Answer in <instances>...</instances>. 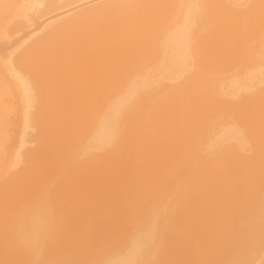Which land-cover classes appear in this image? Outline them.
<instances>
[{
  "label": "bare ground",
  "instance_id": "bare-ground-1",
  "mask_svg": "<svg viewBox=\"0 0 264 264\" xmlns=\"http://www.w3.org/2000/svg\"><path fill=\"white\" fill-rule=\"evenodd\" d=\"M262 56L264 0H0V264H264Z\"/></svg>",
  "mask_w": 264,
  "mask_h": 264
},
{
  "label": "rangeland",
  "instance_id": "rangeland-1",
  "mask_svg": "<svg viewBox=\"0 0 264 264\" xmlns=\"http://www.w3.org/2000/svg\"><path fill=\"white\" fill-rule=\"evenodd\" d=\"M18 19H20V17H19ZM65 23H66V22H65ZM65 23H64V24H65ZM235 29H236V28L232 29V31L229 32V30H231V29L228 28V36H229V38H230V39H229V38H228V39L230 40L231 43H230V42H229V43H230L231 45H232V43H235V42H236L237 44H239L240 41H238L237 39H234V38H236V37H234V36L238 35L239 33L241 34V33L243 32L244 35L242 34V35H243L242 37L245 36L244 38H246V37L248 36V35L246 34V32H244V31L241 32L242 29H241V30L239 29L240 31H239V30H236L237 33H238V34H237V33L235 32ZM256 29H257V28H253L255 34L257 33ZM233 30H234V33H236V34L234 35V33H232V34H233V35H232L233 37H232L231 35H229V33L233 32ZM253 30H252V31H253ZM257 30H258V29H257ZM252 31H250V32H251V35H253V34H252ZM258 31H259V30H258ZM43 33H45V32H43ZM247 33H248V32H247ZM248 34H249V33H248ZM246 35H247V36H246ZM251 35H250V37H251ZM240 36H241V35H240ZM240 36H239V37H240ZM231 38H232L233 41H235V42H232V41H231V40H232ZM237 38H238V37H237ZM242 39H243V38H242ZM229 40H228V41H229ZM236 40H237V41H236ZM239 40H241V39H239ZM243 41H244V40H241L242 43H243ZM241 42H240V43H241ZM229 43H228V45H229ZM236 43L233 44V46L236 47V50H237V51L234 49L235 47H234L233 49H231V47H229V48H228V51H230V49H231V50H233V51L235 50L236 53H240L241 51L244 50L245 45H243V46L241 47V46H240V45L242 44V43H241V44L239 45L240 48H237L238 45H237ZM243 44H246V43H243ZM229 46H230V45H229ZM233 46H232V47H233ZM239 46H238V47H239ZM239 49H240V51H239ZM241 49H243V50H241ZM233 51H230V53L228 52V54H231ZM235 52H234L233 54H236ZM241 53H243V52H241ZM241 53H240V55H242ZM240 55H239V54H238V55H237V54H236V55H232V54H231V56H233V58H234L235 61L238 60L237 62L242 61V60H240V58H239V59H235L236 57H238V56H240ZM234 56H235V57H234ZM228 57H229V56H228ZM263 57H264V56H262L261 58H262L263 61H264V58H263ZM229 58H230V60L233 59L232 57H229ZM229 58H228V64L232 62V61L229 62ZM231 58H232V59H231ZM241 58H242V56H241ZM262 59H261V64H262V62H263ZM250 60H251V59H250ZM252 60H253V59H252ZM254 60H255V59H254ZM258 60H259V58H258L256 61H254V64H252L253 62H252V63L250 62V63H249L250 65L248 66V69H247V70H250V71H251V69L253 70V68L260 67V66H258V65H260V63H259L260 60H259V61H258ZM233 62H234V61H233ZM235 63H236V62H235ZM245 63H246V62H245ZM251 64H252V65H251ZM263 64H264V63H263ZM263 64H262V65H263ZM235 65H236V64L233 63V66H235ZM262 65H261V66H262ZM249 68H250V69H249ZM163 82H164V81H163ZM172 84H173V86H176V85H174L175 83H172ZM174 88H175V87H174ZM158 91H159V90H157V92H158ZM248 93H249L250 95L253 94V93H250V92H248ZM140 94L142 95V97H140V98L137 97V99H139V100H140L141 98H142V100H143V98H146L147 95H148V98H150V96H149L148 93H145L146 96H143V95H145V94H143V93H140ZM140 94H139V95H140ZM157 94H158V93H157ZM260 94L262 95L263 93L260 92ZM141 95H140V96H141ZM150 95L153 96V94H150ZM250 97L253 98L252 96H250ZM247 98H249V96H248ZM251 98H250V99H251ZM142 100H140L141 102L136 100V102H138V103H139V102H140V103H143L144 101L142 102ZM144 100H145V99H144ZM229 102L232 103V101H229ZM229 102H227L226 104H228ZM223 103H224V102H223ZM232 104H237V102H233ZM188 106H189V105H188ZM10 107H11V106H9V108H10ZM180 107H181V106H180ZM6 108H8V106H7V107H4V109H6ZM4 109H3V110H4ZM10 109H11V108H10ZM3 110H2V112H0V114L2 113L1 116L3 115V112L5 111V110H4V111H3ZM11 110L13 111V109H11ZM17 110H18L17 112H19L20 120H22V119L24 118V117H22V113H24V111H23L24 109L22 110V108H20V106H19V108L17 107ZM181 110H182L181 113H183V112L185 111V109H184V110L181 109ZM30 111H31V109H30ZM177 111H178V110H177ZM179 111H180V109H179ZM179 111L177 112L178 114H179ZM7 112H9V115L12 116V112H11L9 109H6V111L4 112L5 115H3L4 117H5V116H6V118L9 117ZM10 112H11V113H10ZM129 112H130V111H129ZM130 113H131V114H130ZM130 113H128V116H129V115H130V116L133 115L132 112H130ZM144 113H145V112L143 111L142 114H144ZM181 113H180V114H181ZM186 113H187V112H186ZM196 113H197V114H196ZM196 113H195V116L198 115V112H196ZM13 114L15 115V112H14ZM145 114H146V113H145ZM145 114H144V117L141 116V119L145 118ZM187 114H188V113H187ZM14 115H13V116H14ZM181 115H182V114H181ZM181 115H180V116H181ZM185 115H186V114H185ZM7 116H8V117H7ZM23 116H24V114H23ZM133 116H134V115H133ZM182 116H183V115H182ZM182 116H181V117H182ZM131 117H132V116H131ZM142 117H143V118H142ZM9 118H10V117H9ZM126 118H128V117H127V114H126L125 119H126ZM185 118H187V117H184V122L187 123L188 121H185ZM138 119H139V118H138ZM188 119H189V118H188ZM188 119H187V120H188ZM139 120H140V119H139ZM139 120H137V118H136V121H139ZM140 121H141V120H140ZM140 121H139V122H140ZM140 123H141V122H140ZM23 124H25V121L23 122ZM26 125H27V126H26ZM30 125H31V124H30V119H29V124L27 123V120H26V124H25L24 126H25V127H28V126H30ZM24 129H26V128L23 127L22 131H23ZM195 129H198V127L195 128ZM195 129H194V131H195ZM27 130H28V129H27ZM27 130H26V131H27ZM2 132H3V131H2ZM5 132H6V131H5ZM195 132H196V131H195ZM30 133H31V130L29 129L28 132L26 133V138H24L25 136H24V137L22 136V137H21V141H24V140L26 141V139H29V140H30L31 137L28 138V136L30 135ZM193 133H194V132H193ZM193 133H192V134H193ZM0 134H1V133H0ZM2 134H3V133H2ZM2 134H1V135H2ZM6 135H7V134H6ZM22 135H24V134H22ZM194 135H195V134H194ZM30 136H31V135H30ZM13 137H14L13 139L15 140V137H16V136L14 135ZM0 138H1V137H0ZM4 138H5V136H4V137L2 136V138L0 139V141L3 139L2 141H3V144L6 145V148H7V146H11V145H12L11 143H12L13 141L10 140V138H8L7 136H6L5 139H4ZM22 138H23V139H22ZM255 140H256V139H255ZM261 140H262V139H261ZM261 140H260V142L262 143L264 139H263L262 141H261ZM6 141H7V142H8V141H9V142L12 141V142H11V143H9V142L7 143ZM257 141H258V140H257ZM257 141H256V142H257ZM4 142H5V143H4ZM14 142H15V141H14ZM29 142H30V141H29ZM29 142H28V140L26 141V143H29ZM1 143H2V142H1ZM23 143H24V142H23ZM253 143H254V141H253ZM257 143H258V142H257ZM261 143H260V144H261ZM9 144H10V145H9ZM1 145H2V144H1ZM1 145H0V148H1ZM4 145H3L2 147H5ZM14 145H15V143H14ZM17 145H18V144H17ZM30 145H31V144H30ZM249 145H250V146H249ZM249 145H248V147L251 148V143H250ZM253 145H255V144H253ZM261 145H263V143H262ZM31 146H32V145H31ZM31 146L29 147V145H25V147H23V148L20 150V152H21L22 150H23V152H24V151H25V152L28 151L30 148H32ZM229 146H230V145H229ZM263 146H264V145H263ZM263 146H261L262 148H261L260 152L258 151V154L256 153V157H257V158L259 157V153H261L260 156H261V155L264 156ZM27 147H29V149H28ZM231 147H232V145H231ZM231 147H229V148H231ZM248 147H247V148H248ZM8 148H10V147H8ZM25 148H26V150H24ZM1 149H2V148H1ZM257 149H260V148H257ZM0 151H1V150H0ZM246 151H247V150H246ZM246 151L244 152V156H243V157H248V156H249V158H250V156H251L252 154H254L253 152L251 153L249 150H248V152H250V154L247 153ZM20 152H19V153H20ZM23 152H22V153H23ZM25 152H24V153H25ZM19 153L17 152L16 156H18ZM22 153H21V155L23 156L24 153H23V154H22ZM246 154H247V155H246ZM241 155H242V153H241ZM16 156H14L15 161H16L17 158H18V157H16ZM252 156H253V155H252ZM262 156H261V158H262ZM0 157H1V155H0ZM19 158H21V156H19ZM19 158H18V160H19ZM246 159H247V158H246ZM12 161H13V160H12ZM18 162H19V164H20L19 167H21V165H23V163L21 164L20 161H18ZM18 162H15V163H16L15 165H16V167H17L16 169L19 168V167H18ZM11 163H12V162H11ZM15 165L13 166L14 168H15ZM16 169H14V170L11 169V170H12V173H13V171L15 172ZM19 170H20V168L18 169V171H19ZM16 172H17V170H16ZM16 174H17V173H16ZM170 221H172V219H171ZM125 236L129 238L130 235L128 236V235L125 234ZM128 238H126V239H128ZM120 240H121V239H120ZM129 240H130V239H129ZM120 242H121V241H120ZM122 245H123V244H122ZM117 246H118V247H121V248L123 247V246H121L120 243H119Z\"/></svg>",
  "mask_w": 264,
  "mask_h": 264
}]
</instances>
